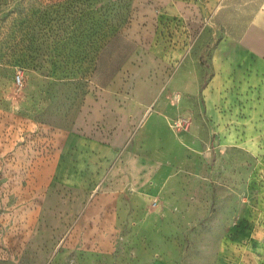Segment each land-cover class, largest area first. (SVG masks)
I'll use <instances>...</instances> for the list:
<instances>
[{"label": "rangeland", "instance_id": "obj_1", "mask_svg": "<svg viewBox=\"0 0 264 264\" xmlns=\"http://www.w3.org/2000/svg\"><path fill=\"white\" fill-rule=\"evenodd\" d=\"M152 4L0 0V264H264V74Z\"/></svg>", "mask_w": 264, "mask_h": 264}, {"label": "crops", "instance_id": "obj_2", "mask_svg": "<svg viewBox=\"0 0 264 264\" xmlns=\"http://www.w3.org/2000/svg\"><path fill=\"white\" fill-rule=\"evenodd\" d=\"M151 2L156 9V29H170L172 33L176 29L202 31L212 29L223 34L212 50V76L210 85L206 87L208 109L212 104V113H215L217 108L219 83L242 79L247 71L250 74L254 73L255 76L264 74V0H151ZM156 43L154 56L163 51L159 43ZM240 50L243 53L236 57L237 51ZM170 51V56H177L178 53L174 52L173 48ZM241 67L243 68L239 71ZM189 77L194 78L192 75H185L181 81L184 83ZM197 88L196 84L194 89L187 87L185 89L195 91ZM201 90L200 86V93ZM106 94L107 98L114 96L112 91ZM161 121L166 124V121L162 119ZM72 135L74 137L70 144L82 141L76 134H71L70 138Z\"/></svg>", "mask_w": 264, "mask_h": 264}, {"label": "built area", "instance_id": "obj_3", "mask_svg": "<svg viewBox=\"0 0 264 264\" xmlns=\"http://www.w3.org/2000/svg\"><path fill=\"white\" fill-rule=\"evenodd\" d=\"M18 80H19V81L21 80L19 76H18Z\"/></svg>", "mask_w": 264, "mask_h": 264}]
</instances>
